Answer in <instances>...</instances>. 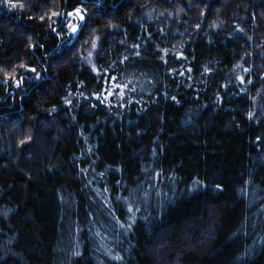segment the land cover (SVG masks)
I'll list each match as a JSON object with an SVG mask.
<instances>
[{
	"label": "trees",
	"instance_id": "16d2710c",
	"mask_svg": "<svg viewBox=\"0 0 264 264\" xmlns=\"http://www.w3.org/2000/svg\"><path fill=\"white\" fill-rule=\"evenodd\" d=\"M11 3L0 264H264V0Z\"/></svg>",
	"mask_w": 264,
	"mask_h": 264
},
{
	"label": "snow or ice",
	"instance_id": "6c2138e0",
	"mask_svg": "<svg viewBox=\"0 0 264 264\" xmlns=\"http://www.w3.org/2000/svg\"><path fill=\"white\" fill-rule=\"evenodd\" d=\"M8 2L11 4L12 7L16 6V4L11 3V0H8ZM20 7L22 8L23 5L21 4ZM52 15L53 16H57L59 14L54 12V13H52ZM69 15L70 16H77V17H79L80 20L84 19V16L81 14V10L80 9H77L75 11V13H69ZM41 19H43V17H41ZM69 27L71 28L72 32H76L77 31V26L76 25H69ZM28 70L32 71V72H35L34 68L33 69H28ZM4 75H5V81H4L5 83H7L8 79H12L13 82L15 83L16 87L20 86V83L22 82V77H21V79L17 80L14 75H12V74H10L8 72H5ZM121 95H122V93H121ZM97 98L99 99V97H97Z\"/></svg>",
	"mask_w": 264,
	"mask_h": 264
},
{
	"label": "rangeland",
	"instance_id": "374dc122",
	"mask_svg": "<svg viewBox=\"0 0 264 264\" xmlns=\"http://www.w3.org/2000/svg\"><path fill=\"white\" fill-rule=\"evenodd\" d=\"M79 17L77 16H71L70 20H69V24H68V28L70 30V32L74 35V38L78 37L79 33H80V29H81V24H79L78 21ZM69 25H76L77 26V31L76 32H72L71 28L69 27Z\"/></svg>",
	"mask_w": 264,
	"mask_h": 264
}]
</instances>
